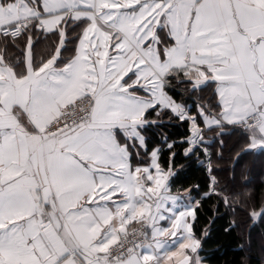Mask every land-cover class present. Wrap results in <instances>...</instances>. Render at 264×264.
<instances>
[{
	"label": "snow or ice",
	"instance_id": "1",
	"mask_svg": "<svg viewBox=\"0 0 264 264\" xmlns=\"http://www.w3.org/2000/svg\"><path fill=\"white\" fill-rule=\"evenodd\" d=\"M7 5L5 11L0 0V36L23 37L17 47L24 73L18 75L0 50V165L5 157L16 164L8 178L0 176V253H16L21 264L106 261L93 254L113 234L72 239L68 225L61 230L57 220L59 202L73 229L85 233L122 208L128 210L124 218L141 209L151 235L145 233L118 264H167L172 257L163 251L165 237L185 235L193 238L191 245H181L187 264L199 261L202 241L195 239L194 225L201 200L181 213L166 205L178 199L167 195L178 163L183 168L178 157L190 161L197 151V119L220 127L218 120L207 123L197 94L211 81L223 101L228 90L222 82L236 70L218 0H7ZM41 40H51V46L37 57ZM252 44L264 48V36H255ZM180 72L184 81L177 88L168 78ZM78 101L88 111L50 133ZM221 111H228L226 104ZM42 112L51 117L45 123L38 119ZM164 124L187 127V135L170 137ZM199 188L189 187V198Z\"/></svg>",
	"mask_w": 264,
	"mask_h": 264
},
{
	"label": "trees",
	"instance_id": "2",
	"mask_svg": "<svg viewBox=\"0 0 264 264\" xmlns=\"http://www.w3.org/2000/svg\"><path fill=\"white\" fill-rule=\"evenodd\" d=\"M168 79L177 88L183 86L182 73ZM215 89L209 82L197 95L205 102V113L207 108L219 117L221 107ZM192 111H196L195 106ZM196 123L201 127L197 151L190 161L178 157L183 168L178 163L179 173L170 181V192L178 195L196 184L200 186L191 198L195 204L197 199L202 203L194 225L195 239L202 241L201 262L264 264V149L253 148L240 125L205 127L201 119ZM161 127L170 137L187 135V127Z\"/></svg>",
	"mask_w": 264,
	"mask_h": 264
},
{
	"label": "crops",
	"instance_id": "3",
	"mask_svg": "<svg viewBox=\"0 0 264 264\" xmlns=\"http://www.w3.org/2000/svg\"><path fill=\"white\" fill-rule=\"evenodd\" d=\"M218 2L225 18V23L228 25L230 43L236 58V70L232 73L233 79L222 82V87L228 90V97L223 101L218 102L220 107L221 103L226 104L228 111H220L219 118H215L211 113L206 114L207 117H209L207 123L211 125L214 124V121L218 120L224 125H240L241 121L249 112L259 110L263 115L262 124L251 130V133L246 134L250 138L253 148L264 149V48L258 49L252 44V40L255 36H264V24L260 23L261 17L264 16V0H218ZM4 10L8 11L7 0H4ZM233 13L235 14V18H233ZM23 42V37L13 41L11 38L5 39L0 36V50L3 51L7 61L16 69L18 75L24 73L22 52L20 48L17 47L18 44L22 45ZM256 43L259 44L260 42L257 40ZM46 44L51 46V40H41L39 42L36 48L37 57L42 54ZM178 74L170 77L173 78ZM225 117L231 120L232 123H227ZM50 118L51 117L47 112L38 114V119L41 123L47 122ZM21 119H23V117H21ZM199 134L200 133L196 136L198 137ZM36 151L37 155H39V147H37ZM15 166L16 164L13 159L5 157L3 164L0 165V176L8 178L10 175V169ZM41 179V176L37 173V180ZM211 180L212 182L214 181L213 178H211ZM153 190H156L155 184L153 185ZM167 195L169 197H178L175 201V206L171 201L166 205L168 208H173L176 213L186 212L187 209L195 206L192 198H189L185 192L177 195L172 194L169 191ZM127 211V209L122 208L115 215L103 219L87 233L73 229L71 222L68 221L67 217L63 214L59 202L57 203L56 217L61 225V230L64 229L65 224L68 225V232L74 240L82 239L85 236L89 238L94 237L97 236V234L102 238L104 232H111L113 234L112 238L101 248H97L93 254V256L99 255L103 257L106 256L108 246L116 242L121 236L125 235L135 222L143 221L141 209L137 208L128 214L127 218H124ZM162 226L167 227V223ZM148 235H151L149 228ZM165 239L167 246L163 251L167 252L168 255L172 257L168 260L167 264H187L185 250L181 245H191L193 238L185 235L183 238L177 237L171 239L165 237ZM187 255H192V253L188 252ZM22 259L21 256L14 252L6 251L0 253V264H21ZM96 264H118V262L108 263L106 260L97 261Z\"/></svg>",
	"mask_w": 264,
	"mask_h": 264
},
{
	"label": "built area",
	"instance_id": "4",
	"mask_svg": "<svg viewBox=\"0 0 264 264\" xmlns=\"http://www.w3.org/2000/svg\"><path fill=\"white\" fill-rule=\"evenodd\" d=\"M12 27H15V25H12ZM81 109H83V111H81ZM87 111L88 105L83 101H78L75 107L67 109L66 114L61 117V120L53 123L48 131L50 133L54 132L59 123L71 122L72 120L84 115ZM261 123L262 114L259 111H253L245 117L242 125L246 131H250L251 129L259 126ZM145 233L148 234V227L144 225L143 221L135 222L125 235L121 236L116 242L107 247V262L115 263L123 259L124 256L127 255V249L134 247L137 243L143 242Z\"/></svg>",
	"mask_w": 264,
	"mask_h": 264
},
{
	"label": "rangeland",
	"instance_id": "5",
	"mask_svg": "<svg viewBox=\"0 0 264 264\" xmlns=\"http://www.w3.org/2000/svg\"><path fill=\"white\" fill-rule=\"evenodd\" d=\"M181 73H182V76H183V72H181ZM179 74H180V73H179ZM179 74H178V75H179ZM183 77H184V76H183ZM179 78H180V77H179ZM206 110L208 111V114H209V113L212 114V111H211V110H209V109H207V108H206ZM258 111H259V110H258ZM213 112H214V111H213ZM260 112H261V111H260ZM261 113H262V112H261ZM212 115H213V114H212ZM212 115H211V116H212ZM212 117H213V116H212ZM217 117H218V116L215 115V118H217ZM218 118H219V117H218ZM262 122H263V121H262ZM261 124H262V123H261ZM261 124H260V125H261ZM260 125H259V126H260ZM259 126H258V127H259ZM253 129H254V128H253ZM253 129H252V130H253ZM251 132H252L251 130L248 131V133H251ZM195 139H196V141H198V137H197V136L195 137ZM186 195H187V193H186ZM9 264H17V263H9ZM194 264H203V263L201 262V259H200L199 261H194Z\"/></svg>",
	"mask_w": 264,
	"mask_h": 264
}]
</instances>
